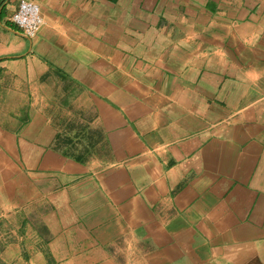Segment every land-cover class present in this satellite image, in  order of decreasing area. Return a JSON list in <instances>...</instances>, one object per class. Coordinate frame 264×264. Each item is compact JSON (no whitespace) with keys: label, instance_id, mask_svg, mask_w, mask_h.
Here are the masks:
<instances>
[{"label":"crops","instance_id":"1","mask_svg":"<svg viewBox=\"0 0 264 264\" xmlns=\"http://www.w3.org/2000/svg\"><path fill=\"white\" fill-rule=\"evenodd\" d=\"M20 1L0 0V263L46 237L61 264H264V0H29L32 38Z\"/></svg>","mask_w":264,"mask_h":264},{"label":"built area","instance_id":"2","mask_svg":"<svg viewBox=\"0 0 264 264\" xmlns=\"http://www.w3.org/2000/svg\"><path fill=\"white\" fill-rule=\"evenodd\" d=\"M11 21L30 38L37 35L43 26V18L38 4L29 0L20 1Z\"/></svg>","mask_w":264,"mask_h":264},{"label":"rangeland","instance_id":"3","mask_svg":"<svg viewBox=\"0 0 264 264\" xmlns=\"http://www.w3.org/2000/svg\"><path fill=\"white\" fill-rule=\"evenodd\" d=\"M7 235H8V233H7ZM41 241L42 242L39 241L38 249H37V251L40 253V260H39L38 264H61L60 261L55 260L52 257V254H50V251L46 245L47 244L46 237H45L44 241L43 240H41ZM23 249H24L23 253H26L27 249L26 248H23ZM57 251H58L59 257H60V255H63L62 248H58ZM11 259L12 258L7 259V261H8L7 263H0V264H13V263H9V261ZM34 264H36V263H34Z\"/></svg>","mask_w":264,"mask_h":264}]
</instances>
